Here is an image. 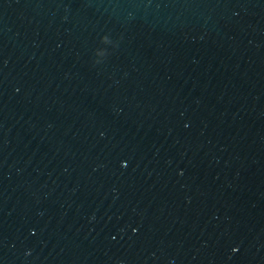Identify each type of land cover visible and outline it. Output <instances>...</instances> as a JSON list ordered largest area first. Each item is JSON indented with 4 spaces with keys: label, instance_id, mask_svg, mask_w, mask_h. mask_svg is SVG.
Masks as SVG:
<instances>
[{
    "label": "water",
    "instance_id": "obj_1",
    "mask_svg": "<svg viewBox=\"0 0 264 264\" xmlns=\"http://www.w3.org/2000/svg\"><path fill=\"white\" fill-rule=\"evenodd\" d=\"M0 264H264V0H0Z\"/></svg>",
    "mask_w": 264,
    "mask_h": 264
}]
</instances>
